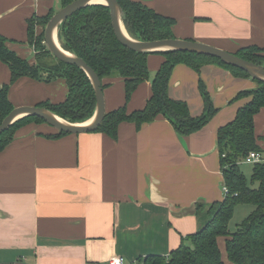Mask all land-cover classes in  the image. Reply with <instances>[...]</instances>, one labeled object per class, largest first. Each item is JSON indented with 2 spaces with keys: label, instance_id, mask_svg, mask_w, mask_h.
Returning a JSON list of instances; mask_svg holds the SVG:
<instances>
[{
  "label": "crops",
  "instance_id": "obj_1",
  "mask_svg": "<svg viewBox=\"0 0 264 264\" xmlns=\"http://www.w3.org/2000/svg\"><path fill=\"white\" fill-rule=\"evenodd\" d=\"M175 19L176 38L204 41L230 52L264 46V0H135ZM63 7L62 0H0V35L18 55L36 62L29 43V20ZM36 35L44 33L41 22ZM165 56L147 58L149 79L126 101L121 77L102 80L106 112L126 106L143 109L152 80ZM0 60V89L11 81ZM202 79L218 108L200 130L180 134L163 115L137 128L119 124L117 137L102 131L59 132L47 122H26L0 152V264H108L122 256L135 264L148 254L169 255L205 221V211L225 197L218 133L250 97L234 99L258 86L221 65L205 64L198 73L175 66L169 94L199 116ZM67 80L22 76L11 83L14 107L59 103L68 96ZM257 143L264 149V108L255 115ZM230 226V224H229ZM218 244L225 264L226 237Z\"/></svg>",
  "mask_w": 264,
  "mask_h": 264
},
{
  "label": "trees",
  "instance_id": "obj_2",
  "mask_svg": "<svg viewBox=\"0 0 264 264\" xmlns=\"http://www.w3.org/2000/svg\"><path fill=\"white\" fill-rule=\"evenodd\" d=\"M73 0H62L63 6ZM124 16L123 20L129 34L139 40L174 38L175 19L158 13L145 3L135 0H119ZM54 13L46 17H33L29 20V43L33 45L36 62L30 63L8 46L10 41L0 35V60L11 69V81L0 89V124L11 112L14 105L8 97L11 83L22 76L50 81L63 77L68 83V96L59 103L45 101L38 106L46 107L71 122H84L90 119L96 109V97L93 85L86 72L79 66L58 59L53 68L44 66L38 58L43 53L53 54L46 42L44 33L36 35L34 25L41 22L45 26ZM62 46L82 57L92 66L101 80L105 77H121L125 81L126 101L130 100L138 85L149 79L147 58L151 53L165 56L161 67L152 80V96L143 109L129 113L121 106L106 115L96 131L117 137L119 124L123 121L134 122L137 128L144 123L153 122L159 115L165 116L182 135H189L203 128L216 114L218 108L213 103L206 84L200 78L204 111L199 116L191 114L186 101L175 99L169 94L170 80L176 65L183 63L198 73L205 64L214 63L228 68L233 75L250 77L235 66L220 59L204 54L181 51L137 52L122 44L117 38L110 13L104 4L88 5L70 17L59 28ZM237 55L264 65V46L251 44L241 47ZM51 69V70H50ZM48 74V75H47ZM251 90L239 92L234 99L250 97L241 106L233 120L221 126L218 133L219 150L225 184L228 192L223 200L212 203L205 211V223L190 235L169 255L148 254L138 259L139 264H225L218 237H226V252L234 264H264V162L253 164L251 186L240 168V161L253 150L264 151L257 143L255 134V115L264 108V82ZM103 85V83H102ZM46 122L37 116H24L14 122L0 135V152L13 140L16 129L26 122ZM68 134L57 132L59 137ZM264 140V136L262 137ZM239 203L254 205L250 214L238 224L235 230L229 226Z\"/></svg>",
  "mask_w": 264,
  "mask_h": 264
},
{
  "label": "water",
  "instance_id": "obj_3",
  "mask_svg": "<svg viewBox=\"0 0 264 264\" xmlns=\"http://www.w3.org/2000/svg\"><path fill=\"white\" fill-rule=\"evenodd\" d=\"M105 2L93 3V0H73L55 12L48 20L44 29L45 42L53 55L63 62L79 66L90 78L96 97V109L93 116L84 122H71L46 107L38 105L18 106L14 107L0 124V135L9 129L14 122L24 116L40 117L58 131L67 133L78 134L95 131L99 128L106 115L102 80L95 69L85 59L66 50L59 39V28L61 24L72 14L91 4H104L110 8L112 24L117 38L122 44L134 51L154 52L181 50L213 56L226 64L246 71L252 78L264 82V65L247 60L234 52L227 51L207 42L176 37L156 40H139L132 37L126 29L123 20L124 10L119 0H105Z\"/></svg>",
  "mask_w": 264,
  "mask_h": 264
},
{
  "label": "rangeland",
  "instance_id": "obj_4",
  "mask_svg": "<svg viewBox=\"0 0 264 264\" xmlns=\"http://www.w3.org/2000/svg\"><path fill=\"white\" fill-rule=\"evenodd\" d=\"M45 26H44V29H45ZM43 52H42V54H40L41 56H39V58H38L39 62H42V64L44 66H48L49 68L50 67L53 68L54 66H56L58 64V59L53 54L48 53V52H46V53H43ZM240 168L245 173V177H246L247 182L251 186H256L257 183H254L252 181V178H251L253 165L245 163V162H243V163L240 162ZM253 209H254V205H252V204L239 203L235 208L234 215H233L232 219L230 220V228L232 230H235L237 228L238 224H240L250 214V212ZM135 264H139V261H137Z\"/></svg>",
  "mask_w": 264,
  "mask_h": 264
},
{
  "label": "built area",
  "instance_id": "obj_5",
  "mask_svg": "<svg viewBox=\"0 0 264 264\" xmlns=\"http://www.w3.org/2000/svg\"><path fill=\"white\" fill-rule=\"evenodd\" d=\"M240 162L248 164H255L258 162H264V151L253 150L250 151ZM225 194L228 192V187H224ZM108 264H127L122 256L112 257ZM133 264V263H132Z\"/></svg>",
  "mask_w": 264,
  "mask_h": 264
},
{
  "label": "bare ground",
  "instance_id": "obj_6",
  "mask_svg": "<svg viewBox=\"0 0 264 264\" xmlns=\"http://www.w3.org/2000/svg\"><path fill=\"white\" fill-rule=\"evenodd\" d=\"M93 3H106V2H105V0H93Z\"/></svg>",
  "mask_w": 264,
  "mask_h": 264
}]
</instances>
